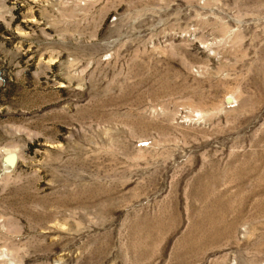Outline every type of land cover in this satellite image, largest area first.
Listing matches in <instances>:
<instances>
[{"label": "rangeland", "instance_id": "1", "mask_svg": "<svg viewBox=\"0 0 264 264\" xmlns=\"http://www.w3.org/2000/svg\"><path fill=\"white\" fill-rule=\"evenodd\" d=\"M0 264H264V0H0Z\"/></svg>", "mask_w": 264, "mask_h": 264}, {"label": "bare ground", "instance_id": "2", "mask_svg": "<svg viewBox=\"0 0 264 264\" xmlns=\"http://www.w3.org/2000/svg\"><path fill=\"white\" fill-rule=\"evenodd\" d=\"M247 198H249V197H247ZM247 198H246V199H247ZM248 203H249V202H248ZM222 205H223V204H222ZM235 206H236V205H235ZM226 208H227V206H226ZM239 208H240V207H239ZM241 211H242V210H241ZM218 212H219V210H218ZM235 214H236V213H235ZM240 216H241V215H240ZM225 219H228V218L225 217ZM232 219H233V218H231L230 220H232ZM234 220H235V219H234ZM237 220H238V219H237ZM218 221L221 222V220H219L218 217H217V219H216L215 221H213L214 223L212 224V226H211V225H210V226L207 225L208 227H207L206 229L210 231V232L208 231L209 234L211 233V231H212V233H214V230H215V228H216V222H218ZM223 221H224V219H223ZM205 225H206V224H205ZM224 225H225V224H224ZM230 226H231V225H230ZM227 227H228V225H227ZM204 231H205V228H204ZM217 232H218V231H217Z\"/></svg>", "mask_w": 264, "mask_h": 264}]
</instances>
